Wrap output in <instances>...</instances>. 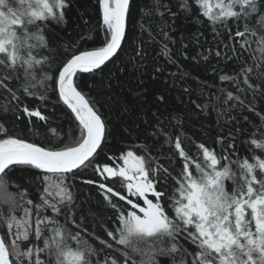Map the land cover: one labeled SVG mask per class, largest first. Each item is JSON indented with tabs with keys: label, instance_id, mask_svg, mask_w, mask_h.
Wrapping results in <instances>:
<instances>
[{
	"label": "snow or ice",
	"instance_id": "snow-or-ice-1",
	"mask_svg": "<svg viewBox=\"0 0 264 264\" xmlns=\"http://www.w3.org/2000/svg\"><path fill=\"white\" fill-rule=\"evenodd\" d=\"M153 2L159 31H148L149 42L159 44V55L168 64L180 67L173 59L170 45L177 41L170 30L181 14L194 20L197 37L203 34L201 28L213 34L217 48L207 49L208 54H178L205 62L220 82H230L228 90L208 92L203 104L191 99L192 89L184 88L197 109L217 113L221 133L211 146L193 141L194 151L185 150L179 136L174 142L169 138L166 143H174L171 169L155 162L148 137L118 158H109L122 164L97 165L99 178L82 182L95 184L112 210L108 223L99 225L106 233L101 236L89 230L87 217L78 218L73 181L93 163L110 133L98 101L86 94L80 80L82 74L93 77L86 85L89 90L96 87L97 75L103 83V66L122 50L131 0H98L102 46L80 51L65 44L63 53L53 50L48 32L53 25L66 24L71 0H0V91L8 101L0 108L5 115L20 111L30 121L36 117L47 122L48 116L25 106L23 99L45 106L51 102L53 111L62 103L78 130L67 138L36 143L11 135L0 124V203L8 206L7 212L0 211V264H264V108L258 110L255 104L264 99V0ZM139 27L146 30L143 23ZM192 43L202 47L198 38ZM188 47L182 44V49ZM133 51L145 60L143 47ZM213 52L216 64L211 63ZM221 61H232L234 74H225L218 67ZM154 72L158 78L165 67L156 66ZM185 76L182 72L178 78ZM248 113L260 123L252 121L253 127L245 130ZM225 115L228 120L221 124ZM232 121L236 123L223 134ZM159 143L153 140L152 146ZM240 147L254 156L241 158ZM15 169L34 177L37 199L27 188L18 197L8 191L5 177ZM117 183L119 188L110 186Z\"/></svg>",
	"mask_w": 264,
	"mask_h": 264
},
{
	"label": "trees",
	"instance_id": "trees-1",
	"mask_svg": "<svg viewBox=\"0 0 264 264\" xmlns=\"http://www.w3.org/2000/svg\"><path fill=\"white\" fill-rule=\"evenodd\" d=\"M153 8V0H131V13L127 18L126 38L122 41V50L118 57L103 66L105 75L103 83L97 75L95 78L96 87L89 90L86 85L93 81V77L89 74H82L80 80V86L86 94L98 101V107L107 121V129L110 133L101 149H98L99 155L96 156L93 163L87 168H83L77 179L73 181L76 186L78 218L80 215L87 217L89 230L94 229L101 236L106 233L99 225L108 223V217L112 210L99 194L95 184L87 185L82 182L88 178H99L98 174L94 172L97 165L102 166L105 163L109 166L114 165L119 160H110V157L118 158L123 151L133 149L134 145L145 143L144 138L148 137L147 143L156 158L155 162L162 163L163 166L171 169L175 167V161L172 159L174 143L172 145L166 143L169 138L174 142L175 137L179 136L185 150L194 151L193 141L205 142L211 146L217 134L221 133V128L217 124V113L211 108L207 110V114L197 109L194 104L190 103V97L184 92V88L192 89L191 99L203 104L207 99L208 92L216 94L220 87L228 90L230 82H220L218 75L214 74L205 62L201 61L197 64L191 59L185 60L178 54L180 51H186L189 57L198 51L208 54L207 49L217 48L213 34L207 28H201L200 31L203 34L197 37L198 26L194 20L185 19L181 14L175 21L174 30H170L171 35L177 41L175 45H170L174 49L173 59L180 66L177 68L176 65L168 64L159 55L160 46L158 43L149 42L148 31L153 34L159 31L158 17L154 16ZM176 10L174 3L173 11ZM66 16V24L59 27L53 25L48 32L54 51L59 48L63 53L65 44L69 48L75 45L80 51L102 46L103 34L100 31L102 17L99 12L98 0H71V7L67 10ZM141 23L144 24L145 31L140 29ZM90 34L94 37L93 40L81 39ZM197 38L202 47L192 43ZM160 39L157 37V40ZM225 42H228L226 38ZM183 43L189 44V47L182 49ZM235 46L238 48V44ZM136 47H143L146 50L145 60L141 61L135 57L133 49ZM219 50H224L223 45H219ZM231 54L229 51L228 55ZM257 55H259L258 52ZM130 56L132 60H129ZM217 59L213 52L211 63L216 64ZM156 66L165 67V72L154 79ZM218 67L222 68L225 74H234L232 61L226 64L221 61ZM182 72L187 73L183 80L178 78ZM172 73H177V75L173 76ZM201 91L205 93L203 98L200 97ZM5 96L6 93L0 91V105L8 103ZM160 96L164 98L162 101L157 99ZM249 99L252 97L249 96ZM22 102L32 110L38 109L49 119L44 122L32 117L30 121L20 111L15 114L9 112L5 115L3 109L0 108V124H3L11 135L21 136L30 142L47 143L59 136L67 138L70 131L78 134L77 122L74 121V118H70L69 110L62 103L56 105L53 111L51 102L47 106L33 98H24ZM255 104L258 110L264 108V99H257ZM232 114L237 115V112ZM18 115L21 117L20 119H17ZM248 115L249 123L245 124V130L253 127L252 121L260 123L256 115L252 113H248ZM158 119L162 124L158 123ZM225 120H228L227 115L223 117L221 124ZM233 123L236 122H230L229 126L223 130V134H227ZM236 126L239 127V124ZM53 129L55 133H53ZM153 140H159L160 143L152 146ZM239 143L238 140V146ZM138 154H142V152L138 151ZM246 155L251 159L254 153L247 150L246 147H240L239 156L243 158ZM5 179L9 182L8 191L11 194L18 197L20 190L27 188L31 198L37 199V186L33 185L34 177L30 173L15 169L8 172ZM13 182L15 183L13 184ZM110 186L119 188L120 184ZM7 209L6 204L0 203V211L7 212Z\"/></svg>",
	"mask_w": 264,
	"mask_h": 264
},
{
	"label": "flooded vegetation",
	"instance_id": "flooded-vegetation-1",
	"mask_svg": "<svg viewBox=\"0 0 264 264\" xmlns=\"http://www.w3.org/2000/svg\"><path fill=\"white\" fill-rule=\"evenodd\" d=\"M117 163H120V164H122V161H119V162H115V164H117ZM115 164H114V165H115ZM114 165H112V166H114Z\"/></svg>",
	"mask_w": 264,
	"mask_h": 264
},
{
	"label": "bare ground",
	"instance_id": "bare-ground-1",
	"mask_svg": "<svg viewBox=\"0 0 264 264\" xmlns=\"http://www.w3.org/2000/svg\"><path fill=\"white\" fill-rule=\"evenodd\" d=\"M33 110H38V109H33Z\"/></svg>",
	"mask_w": 264,
	"mask_h": 264
}]
</instances>
